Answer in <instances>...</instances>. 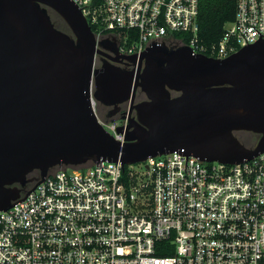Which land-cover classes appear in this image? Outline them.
Instances as JSON below:
<instances>
[{
  "label": "water",
  "instance_id": "1",
  "mask_svg": "<svg viewBox=\"0 0 264 264\" xmlns=\"http://www.w3.org/2000/svg\"><path fill=\"white\" fill-rule=\"evenodd\" d=\"M52 11L70 32L56 27ZM262 36L224 59L154 42L125 56L115 42H97L72 0H0V212L26 200L55 167L106 161L121 163L124 174L174 152L186 165L188 156L238 165L264 153ZM138 89L147 101L135 102ZM92 99L113 109L110 120L127 105L117 128L123 142L100 123ZM237 132L260 138L249 148Z\"/></svg>",
  "mask_w": 264,
  "mask_h": 264
},
{
  "label": "built area",
  "instance_id": "2",
  "mask_svg": "<svg viewBox=\"0 0 264 264\" xmlns=\"http://www.w3.org/2000/svg\"><path fill=\"white\" fill-rule=\"evenodd\" d=\"M72 1L97 42L109 39L125 56L154 42L224 59L264 40V0H236L234 21L213 45L199 38V0ZM92 103L123 142L120 121ZM144 163L147 173L131 165L127 179L114 162L52 169L0 212V264H264V153L238 165L194 156L186 165L177 152Z\"/></svg>",
  "mask_w": 264,
  "mask_h": 264
},
{
  "label": "trees",
  "instance_id": "3",
  "mask_svg": "<svg viewBox=\"0 0 264 264\" xmlns=\"http://www.w3.org/2000/svg\"><path fill=\"white\" fill-rule=\"evenodd\" d=\"M235 15L236 0H199L198 25L201 41L206 45L218 43L224 34L225 26L234 21ZM180 35L174 34V37L177 38ZM100 109L102 106L98 105V111ZM235 135H240V133L237 132ZM128 170L129 167L126 166L125 179H127ZM159 255L167 256L168 254L159 253Z\"/></svg>",
  "mask_w": 264,
  "mask_h": 264
},
{
  "label": "flooded vegetation",
  "instance_id": "4",
  "mask_svg": "<svg viewBox=\"0 0 264 264\" xmlns=\"http://www.w3.org/2000/svg\"><path fill=\"white\" fill-rule=\"evenodd\" d=\"M56 15H57V14H56ZM55 25H56V24H55ZM56 27L59 28L58 25H56ZM59 29H60V28H59ZM106 53H107L111 58H112V57H115L114 54H113L112 52H110V51H106ZM96 61H97V64H98V65H101V63H102L101 56H97ZM121 67L124 68V69H126V70H128V71H130V70H134V68H133L132 66H130V65H129V66H128V65H121ZM174 95H177V94H174ZM147 100H148V98H147L146 94H145L144 92H142L141 89H138V90H137V94H136V100H135V102H136V103H141V102H144V101H147ZM127 109H128V108H127V105H123V106H121V110H120L119 112H117V113L115 114V116H114V119L120 121V123H121L122 125L125 124V121H122V120H121V117L124 116V113L127 111ZM102 110H103L102 118L105 119V120H110L107 116H108V114H109L111 111H113V109H112V108H109V107H104V106H102ZM238 133H240V135H244V136H246V140H245V142H244V141L240 140L239 135H237L238 139H239V140H240L245 146H247V147H249V148L256 146V144L258 143L259 138H260L259 135H251V134H247L246 132H238ZM251 136L256 137V140H255V138H252ZM57 168H58V167H55V168H53V170H54V169H57ZM38 175H39L38 172H34V173H32V174L29 176V179H30V180H34ZM32 186H33V182L31 181V182L28 183V185H27V189L31 188Z\"/></svg>",
  "mask_w": 264,
  "mask_h": 264
},
{
  "label": "rangeland",
  "instance_id": "5",
  "mask_svg": "<svg viewBox=\"0 0 264 264\" xmlns=\"http://www.w3.org/2000/svg\"><path fill=\"white\" fill-rule=\"evenodd\" d=\"M50 14H51V17H52V20H53V22L56 24V25H58L59 26V28L61 29V30H63L64 32H70L69 31V29H68V27H67V25L65 24V22L58 16V15H56V13H54L53 11L52 12H50ZM98 113H99V115H100V117H102V114H103V110L102 109H100L99 111H98ZM239 137H240V140H242V141H244L245 142V140H246V136H244V135H239ZM252 138H255V140H256V137H253V136H251ZM87 165H89V164H87ZM146 164L145 163H140V164H136V165H133V166H131V167H133L134 169H136V170H139L140 172H142V173H147V169H146Z\"/></svg>",
  "mask_w": 264,
  "mask_h": 264
}]
</instances>
